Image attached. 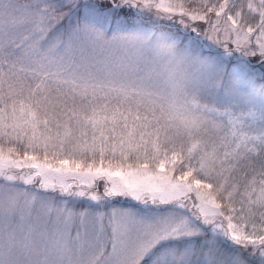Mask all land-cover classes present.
Returning <instances> with one entry per match:
<instances>
[{
	"label": "snow or ice",
	"instance_id": "6c2138e0",
	"mask_svg": "<svg viewBox=\"0 0 264 264\" xmlns=\"http://www.w3.org/2000/svg\"><path fill=\"white\" fill-rule=\"evenodd\" d=\"M0 264H264V0H0Z\"/></svg>",
	"mask_w": 264,
	"mask_h": 264
}]
</instances>
